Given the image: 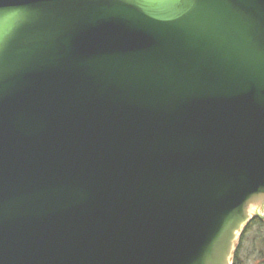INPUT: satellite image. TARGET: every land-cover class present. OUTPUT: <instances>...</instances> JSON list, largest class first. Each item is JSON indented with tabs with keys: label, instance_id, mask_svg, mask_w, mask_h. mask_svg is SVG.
I'll list each match as a JSON object with an SVG mask.
<instances>
[{
	"label": "water",
	"instance_id": "1",
	"mask_svg": "<svg viewBox=\"0 0 264 264\" xmlns=\"http://www.w3.org/2000/svg\"><path fill=\"white\" fill-rule=\"evenodd\" d=\"M0 32V264H231L264 0H0Z\"/></svg>",
	"mask_w": 264,
	"mask_h": 264
},
{
	"label": "flooded vegetation",
	"instance_id": "2",
	"mask_svg": "<svg viewBox=\"0 0 264 264\" xmlns=\"http://www.w3.org/2000/svg\"><path fill=\"white\" fill-rule=\"evenodd\" d=\"M263 216H264V212H263ZM251 221L254 222V224L251 226V228L253 227L252 230H248L247 231V234H249V232L251 231L252 235L253 236L252 240L250 239L248 243H251V245L248 247V252H250V254H248V256L245 255V253H243L244 251L246 252V249H245V242H246V239H242L241 236L242 234L244 233V230L242 231L240 237L238 238V241L236 243V248H235V251H238L240 250V253L237 254V257H238V261H237V264H244L246 261L245 259L246 258H249L250 260H252L253 264H264V259L261 258V241L263 239H258V238H255V236L257 235L258 232H260V227L263 228L264 230V218L263 219H259L257 217H252ZM256 221H260V223L258 224V222ZM260 226V227H259ZM256 229V230H254Z\"/></svg>",
	"mask_w": 264,
	"mask_h": 264
},
{
	"label": "trees",
	"instance_id": "3",
	"mask_svg": "<svg viewBox=\"0 0 264 264\" xmlns=\"http://www.w3.org/2000/svg\"><path fill=\"white\" fill-rule=\"evenodd\" d=\"M256 222H258V224L260 223V221H256ZM254 224V222L253 221H250L247 225H246V227H245V229H244V233L242 234V236H241V238L242 239H245V237H246V235H247V231H248V227L250 226H252ZM260 227V226H259ZM255 238H258V239H263L262 241H261V258H263L264 259V230H263V228L262 227H260V232H258L257 233V235L255 236ZM249 245H251V243H249ZM249 249V248H248ZM248 249L246 250V252L244 251L243 253H245V255L246 256H248V254H250V252H248ZM238 253H240V250H238V251H234V253H233V258H232V264H237V261H238V257H237V254ZM264 263V262H263Z\"/></svg>",
	"mask_w": 264,
	"mask_h": 264
},
{
	"label": "rangeland",
	"instance_id": "4",
	"mask_svg": "<svg viewBox=\"0 0 264 264\" xmlns=\"http://www.w3.org/2000/svg\"><path fill=\"white\" fill-rule=\"evenodd\" d=\"M245 227L246 226H244V228L242 229V231L245 229ZM253 229V227L251 228L250 226L248 227V230H252ZM254 230H256V229H254ZM242 233V232H241ZM241 233L239 234V236H238V238L240 237V235H241ZM252 235V233H251V231L249 232V234H247L246 235V237H245V239H246V242H245V249L247 250L248 249V247L250 246L249 245V240L251 239H253L252 237L254 236H251ZM238 238H237V240H236V243H237V241H238ZM235 247H236V244H235ZM245 263L244 264H253V262H252V260H250L249 258H246L245 259Z\"/></svg>",
	"mask_w": 264,
	"mask_h": 264
},
{
	"label": "snow or ice",
	"instance_id": "5",
	"mask_svg": "<svg viewBox=\"0 0 264 264\" xmlns=\"http://www.w3.org/2000/svg\"><path fill=\"white\" fill-rule=\"evenodd\" d=\"M4 39V33L3 32H0V42H2Z\"/></svg>",
	"mask_w": 264,
	"mask_h": 264
}]
</instances>
